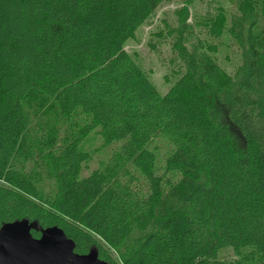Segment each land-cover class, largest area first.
<instances>
[{
  "label": "trees",
  "instance_id": "obj_1",
  "mask_svg": "<svg viewBox=\"0 0 264 264\" xmlns=\"http://www.w3.org/2000/svg\"><path fill=\"white\" fill-rule=\"evenodd\" d=\"M170 1L0 0V226H57L108 264H264V0L238 1L237 74L185 29L161 95L124 46ZM92 135L112 149L82 176Z\"/></svg>",
  "mask_w": 264,
  "mask_h": 264
},
{
  "label": "rangeland",
  "instance_id": "obj_2",
  "mask_svg": "<svg viewBox=\"0 0 264 264\" xmlns=\"http://www.w3.org/2000/svg\"><path fill=\"white\" fill-rule=\"evenodd\" d=\"M244 0H171L156 10L132 32L124 49L148 76L157 91L164 95L175 81L179 68L173 43L182 30H187L193 44L212 45L217 65L229 76L237 74L247 56L246 35L254 15ZM221 17L224 30L219 38L210 34L211 22ZM239 23L238 39L230 33ZM184 24V27L181 28ZM91 158L83 169L88 175L103 164L112 147L102 146L99 136L92 135L84 143Z\"/></svg>",
  "mask_w": 264,
  "mask_h": 264
},
{
  "label": "water",
  "instance_id": "obj_3",
  "mask_svg": "<svg viewBox=\"0 0 264 264\" xmlns=\"http://www.w3.org/2000/svg\"><path fill=\"white\" fill-rule=\"evenodd\" d=\"M39 231L34 238L31 231ZM75 244L57 226L40 229L36 221L23 219L0 226V264H108L95 248L74 252Z\"/></svg>",
  "mask_w": 264,
  "mask_h": 264
}]
</instances>
